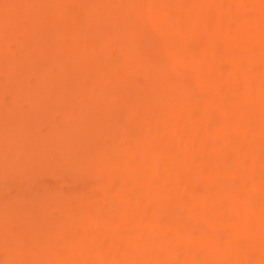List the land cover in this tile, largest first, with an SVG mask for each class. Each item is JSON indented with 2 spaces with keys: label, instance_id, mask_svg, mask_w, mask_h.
Segmentation results:
<instances>
[{
  "label": "rangeland",
  "instance_id": "1",
  "mask_svg": "<svg viewBox=\"0 0 264 264\" xmlns=\"http://www.w3.org/2000/svg\"><path fill=\"white\" fill-rule=\"evenodd\" d=\"M202 4L0 0V264H59L64 238L47 223L60 217L71 231L87 223L113 234L114 204L100 216L97 201L119 184L111 164L120 183L150 185L142 174H161L164 132L183 141L173 119L208 114L194 71L214 27ZM156 22L180 40L169 44ZM250 183L264 191L260 176Z\"/></svg>",
  "mask_w": 264,
  "mask_h": 264
},
{
  "label": "bare ground",
  "instance_id": "2",
  "mask_svg": "<svg viewBox=\"0 0 264 264\" xmlns=\"http://www.w3.org/2000/svg\"><path fill=\"white\" fill-rule=\"evenodd\" d=\"M201 7L214 22L194 69L208 114L192 125L173 119L183 141L164 132L161 174H142L150 185L120 183L121 164H111L119 184L97 201L100 216L105 202L114 204L113 234L87 223L71 231L64 217L47 223L49 236L64 238L59 264H97L98 255L106 264H242L241 254L264 264V191L250 183L264 180V0H203ZM155 25L169 44L180 40Z\"/></svg>",
  "mask_w": 264,
  "mask_h": 264
}]
</instances>
